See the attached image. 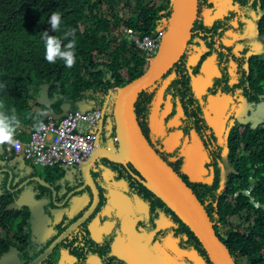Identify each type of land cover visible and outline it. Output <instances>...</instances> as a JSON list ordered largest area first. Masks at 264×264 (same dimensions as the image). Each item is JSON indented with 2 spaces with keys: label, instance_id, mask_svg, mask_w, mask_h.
I'll use <instances>...</instances> for the list:
<instances>
[{
  "label": "trees",
  "instance_id": "trees-1",
  "mask_svg": "<svg viewBox=\"0 0 264 264\" xmlns=\"http://www.w3.org/2000/svg\"><path fill=\"white\" fill-rule=\"evenodd\" d=\"M219 2L200 0L199 17L203 16L205 20L204 23L200 20L196 22L186 55L167 76L142 92L137 103L138 120L144 133L158 153L180 174L185 163L192 161L181 148V139L192 141L194 134L197 140L204 139L197 132L198 128L202 130V126L213 129L212 135H219L211 122H215L212 106L216 101L227 102L228 107L236 110L251 105L253 115L261 104L264 105V57L248 56L251 46L248 43V47H242L247 39L239 38L245 33L243 18L249 19L252 10L258 16L256 22L260 35L264 36V0H231L232 7L225 8V15L215 18L213 9L217 14ZM173 7L174 0L157 3L148 0H24L23 8L12 17L0 9V105L9 114L15 107L23 126L32 121L30 101L37 100L44 88L77 102L101 93L102 97L95 98L97 105L94 108L110 105V88H116L115 102L119 87L128 85L147 71L144 52L138 49L135 41L129 40V33H141L142 37L165 33ZM53 12L61 15L57 32L62 33L64 27V33L67 28L69 32L76 31L79 34L78 43L84 50L95 53L103 61L95 63L84 59L73 69L47 63L41 36L44 31L50 35V30L54 29L49 22ZM82 24L88 25L84 32L80 29ZM199 29L205 37L197 35ZM100 65L105 69L92 73L91 68ZM202 79L204 83L198 87L197 80ZM209 97L216 101L211 103ZM111 119L105 129L113 126L115 130L114 113ZM234 120L229 112L223 118L226 127L234 129L227 132L230 134L229 158L235 171L231 173L226 187L231 194L240 191L239 198L231 203H226L225 197L218 198L214 183L201 178V174L197 175L194 185L187 183L217 222L218 235L238 263L264 264V208L256 205H264V129L255 128L264 120L257 122L253 119L245 126L244 134L235 130ZM172 136L177 138L173 140ZM109 141L112 142L111 139ZM4 149H1L2 153ZM203 151L206 152V149ZM64 166L67 167V164L49 166L46 170L59 173L75 170L74 167L66 169ZM219 172L216 168L217 175L214 177L220 182ZM21 177L17 176L20 180L24 179ZM9 179V173L4 182L0 178V192L6 190L12 199ZM250 188H253L252 196L243 192ZM4 197L0 198V202L5 201ZM24 214L25 220L36 218L28 210ZM233 215H239L241 223L238 227L227 228L224 222ZM25 220L20 228L26 226ZM176 221L178 229L172 232V236L176 240L185 239L184 249L195 251L201 259L212 264L189 227L177 218ZM0 225L16 227L11 218L0 219ZM13 244L15 242L11 239H0V256Z\"/></svg>",
  "mask_w": 264,
  "mask_h": 264
},
{
  "label": "flooded vegetation",
  "instance_id": "flooded-vegetation-1",
  "mask_svg": "<svg viewBox=\"0 0 264 264\" xmlns=\"http://www.w3.org/2000/svg\"><path fill=\"white\" fill-rule=\"evenodd\" d=\"M225 1L231 2V0ZM210 19L213 17L210 16ZM199 20L204 23L205 18L201 16ZM248 20L257 21V14L251 11L249 19L243 18L245 31ZM256 21L253 24L256 25ZM198 33L196 34L200 37H205V33L200 29ZM256 33L259 38H264L260 35L257 26ZM250 41L247 39L245 41L247 43L242 47H248L249 43L251 50L255 51ZM201 85V82L197 81V86L201 87ZM209 100L211 103L215 102L213 97H209ZM213 116H217L215 112ZM202 131L207 135L213 134V129L207 127L202 126ZM176 138L172 136L173 140ZM193 139L192 141L188 138L181 139V142L187 144L184 150L192 161L198 163L204 155L202 149L200 150L203 140H197L196 134ZM118 146L119 144L115 143L112 148L116 149ZM6 167L10 168L9 165ZM20 167V173L15 174L14 182L17 183L20 180L17 176L21 175L24 179L19 181L16 187L26 185L21 209L24 208L23 211H26L24 205L37 203L46 205V213L39 220H25L24 228L19 227L24 224L22 220L17 223L16 230L7 226L15 244L0 256L2 264L37 263L38 257L55 240L80 221L81 225L67 235L64 242L58 244L39 264H97L99 255L123 257L127 264H209V261L201 259L195 251L184 249L185 239L176 240L174 235L172 236V232L178 229L176 224L178 216L145 187L143 176L130 160L116 161L101 158L97 162L75 168L71 173L46 170L41 174L39 168L31 162H22ZM196 174H201V178L204 179L209 178L201 165ZM94 193H98V201L93 207L96 201ZM135 194H139L144 200L137 199ZM224 197L228 203L229 194L225 193ZM151 200L157 202L156 208L153 207ZM8 201L12 203L10 198ZM123 228L125 231L128 228L133 233L138 246L123 248V238H118L111 245L108 242L103 243L112 238L115 231ZM129 237L132 241L131 235ZM10 251L13 255L8 253ZM113 260L116 264H120L114 257Z\"/></svg>",
  "mask_w": 264,
  "mask_h": 264
},
{
  "label": "clouds",
  "instance_id": "clouds-1",
  "mask_svg": "<svg viewBox=\"0 0 264 264\" xmlns=\"http://www.w3.org/2000/svg\"><path fill=\"white\" fill-rule=\"evenodd\" d=\"M199 2H200V0H199ZM23 6H24V0H0V9L3 10L5 12V14H7L10 17L18 14V12L23 8ZM226 7L227 6H226V4L224 2H219L218 3L217 14H216L215 10L213 9V16L215 18H218V17H222L223 15H225L224 11H225ZM220 12H221V14H220ZM198 19H199V12H198ZM198 19L196 20V22L198 21ZM49 22H50L52 28H54V29L50 30V32H49L50 35L48 34L47 31H44L42 36H41V39L43 41L44 48H45L44 58H45V61L47 63H49L50 65H53V66L61 65L62 67L66 68V69L67 68L68 69H73L76 66H78L80 62H83L84 59H90V60H92L95 63H99V62L103 61V59L100 58L99 56L95 55V53H91L89 51L84 50V48L81 46V44L78 43L77 39H78V35L79 34H77L76 31L69 32V28H67L66 33H64L65 27H64L62 33H59V32L56 31V29H58L60 24H61V15H60L59 12H53L51 14L50 18H49ZM196 22H195V24H196ZM86 26H88V25L87 24H82L81 27H80L81 31L84 32ZM256 26H257V22H256ZM194 27H195V25H194ZM257 28H258V26H257ZM193 30H194V28H193ZM166 32L165 33H159L156 36H148V35H146L145 37H150V38H154L155 39V38H158L159 36H162V39H161V43H162ZM129 35H130V39L129 40H131V41L133 40V41L136 42L135 37H138V38H140L142 40L145 39V37H142L141 33L139 34L137 32H133V33L131 32V33H129ZM161 43H160V47H161ZM136 45H137L138 49L141 52H144V50H142L139 47L137 42H136ZM188 49H189V47H188ZM188 49H187V51H188ZM159 51H160V48H159L157 54L155 56H153V57H148L146 55V53L144 52L145 60L147 61V70L149 68V65H150L151 61L155 57H157ZM187 51H186V53H187ZM250 51H253V50H249L248 56L256 55V56H259V57H264V54H261V55L252 54V55H250ZM253 52L255 53L256 51H253ZM186 53H185V55H186ZM88 65H90V64H88ZM102 69H105V68L102 65H100V66H98L95 69L91 68V71H92V73H99ZM169 72H168V74H169ZM167 75H165V76H167ZM197 81H200L201 84L204 83L203 79H202V81L201 80H197ZM119 88H122V87H119ZM119 88H118V90H119ZM115 89L116 88H110L109 91H108V93H109L108 97L111 96V102H112L110 105H105V106H102V107L94 108V106L97 105V102L95 101V98L100 97L101 93L100 94H96L94 96H91L90 98H86V100H83V101L81 100V101L77 102V101L72 100V98H69V97H66V98L63 97L62 98L61 94H53L52 93V89H50V88H44L42 90V92H41V95H39L37 97V100H31L30 101V111H31V119H32V121H30V123L28 125H26V126L21 125V120L16 115L15 107L11 108V114H9V112L6 109H3L2 105H0V149L3 150L5 148L4 149V153H3V158H0V161L1 160H6L7 161V163L3 164V165L0 162V167H6V165L10 166V168L6 167V169H0V172L5 175L4 177H0V178L2 179V182H4L6 174L7 173L10 174V179H9V182H8V188H9V193L12 195V199H11L12 203H9V201H8L9 197H8L7 191L6 190H1L0 198L3 195H5V197H4L5 201H1L0 202V217H1L0 219H3V218L7 219V218H11L12 216H15V217L18 218L17 214H12V213L13 212H16V213H24V212H26V211L21 210V206H22L23 200L25 198L26 185H24V187H16V185L21 180H19L17 183L14 182L15 174L20 172V170H21V167H20L21 163L22 162L31 161L34 166H36V164L37 165H43L41 163H38L33 158H28L24 151H17L15 149L16 140H21V141L24 142V141H27V139L31 138V134H32L31 131H32L33 127L36 128L37 131H40V130L44 129V124L43 123H50V122L54 121V122L60 124L64 120L70 121L71 117L74 116L75 118L72 119V121L70 123V126L74 125V124L77 125V127L75 128V132H80L83 136H85V138H88L91 135H93L95 138H94V145L91 148L90 153L86 157H84V160H82L81 162H76L73 165H68L67 164V167L71 166V167H74L76 169L77 168H81L83 165H86L88 162L91 164V163L97 162L101 158H108V159L114 160L113 158H110L109 156L100 155L99 151H101L102 149H106V150H108V152H112V153L115 154V153H118L120 151V148H122V143H120V140H119L117 132H116V126H115V130H113V128H114L113 126L105 129V127L107 125H109L110 121L112 120L111 119L112 113H114L115 105H114V107H111V105L113 103H115L116 100H117V95H116L115 102H114V96H115L114 90ZM263 95H264V92H263ZM221 103H224V104H226L228 106L227 102H221ZM216 105H217V101L215 102V105L212 106V108H213L215 113L217 111V109H216L217 106ZM262 105L263 104H261L257 108V110H256L257 114H261L260 107H262ZM111 110H112V113H111ZM228 112L230 113L231 118H235V120L233 122V123H235V127H236L235 130H238L239 133H243V134L246 131V127L245 126L248 123L252 122V120L254 119L256 113L254 115L252 114L251 105H247L245 107H241V108H239L237 110L234 109L233 107H228V111L224 115L222 114V115H219V117H215L218 120L220 118V120H219L221 122L220 124H217V123L211 121L213 126H214V128L219 132L218 133L219 135H223V133H225V135H223V136L225 138H227V140H228V150H229V146H230L229 137H230V134L227 131H233L234 129H228L226 127V123L224 124L223 123V119H222V118H224L226 116V114ZM249 114H250V116H249ZM76 117H78L77 120H76ZM255 128H261V127L259 126V127H255ZM102 135H104L107 138V140H108V142L110 144H102L101 143V136ZM103 139H105V138L103 137ZM109 139L112 140V143L109 141ZM115 143H118L119 146H118V148L113 149L112 146L115 145ZM243 147H244V143H243ZM202 152L204 153V155H203V159L199 162V164L201 165L202 170L207 174V177H209V178H206V180L210 181L211 183H214V188L216 189L217 197L218 198L224 197L225 193H228L229 194V198H230L229 202L230 203L231 202H235L239 198L241 192L237 191L234 194L233 193L231 194V193L228 192V190H227L228 188L226 187V182L223 183V177H222V174H221V167H218L219 170H220L219 174H221V182H219L214 177V176L217 175V173H215V168L213 169L214 175L212 173H209L206 170H204L203 166L205 167L207 158L205 157L206 152L203 151V149H202ZM95 154H98V155L94 156ZM127 160H130L134 164V162L131 159H126V160H122V161H127ZM116 161H119V160H116ZM11 162H12V164H11ZM58 164H65V163H58ZM58 164H56V165H58ZM56 165H43V166H46L48 168L49 166H56ZM136 170L138 171L137 168H136ZM175 171H177V170H175ZM179 175L181 176L180 173H179ZM229 179H230V177L228 178V181H229ZM142 181H143L145 187L151 193H153L159 200H161L164 203V201L161 198H159L150 188H148L146 179L144 178ZM185 182L187 183V181H185ZM215 184H217V187H216ZM227 184H228V182H227ZM189 187H190V185H189ZM223 187H225L224 190L222 189ZM230 188L232 190L234 189L233 187H230ZM252 191H253V188L243 190V192L245 194H247L248 196H252ZM235 194H238L237 199L234 198ZM31 201H33V199H31ZM256 205L259 206V207L261 206V207L264 208V205H261L259 203L256 204ZM165 206L170 211H172L166 204H165ZM24 207L27 208V210L29 212H31V214H33V215H34V213H40V214L44 215L45 214L44 212L46 210L45 209L46 205H39L37 203H33L32 205H24ZM206 211H207V209H206ZM207 213H209V212H207ZM209 215H210V213H209ZM34 217H36V216H34ZM233 217L239 218V220H240L239 223H241V217L239 215L229 216L228 220L226 222H224V224H227L226 227L232 225V224L229 223V220L231 218H233ZM34 219H36V218H34ZM211 219L214 222L215 229H216L217 222L214 221L212 217H211ZM37 220H39V219H37ZM7 226H10V225H0V239L1 240L11 239L13 242H15L14 238L12 236V233L9 231ZM126 229H127V231H125L124 228L115 231V233L112 236V238L106 240L103 243L108 242L111 245L112 243H115L118 238H123L124 239L123 242H122V247L123 248L130 249L131 245L138 246L137 241H135L136 239H135L133 233L128 228H126ZM63 234L57 240H55L48 247V249L46 251H44V253H42L40 255V256H42L43 254H45L47 252V255L40 262H38L37 264L43 262L45 260V258L47 256H49L54 251V249L56 248V246L58 244H60L61 242H64L66 237L62 241H59V239L63 236ZM217 234H218V232H217ZM129 235H131L132 241H130ZM195 238H197V237H195ZM57 241H59V242L55 245V243ZM8 253L10 255H13V252H11V251L8 252ZM207 255H209V254H207ZM113 257L120 264H127L126 260L123 257L111 256V255L98 257V263L97 264H114L115 261L113 260ZM209 259L211 260L210 256H209ZM234 259H235L236 263L239 264L238 261L236 260V258H234ZM211 262H212V260H211ZM200 264H203V263H200ZM212 264H214V263L212 262Z\"/></svg>",
  "mask_w": 264,
  "mask_h": 264
},
{
  "label": "water",
  "instance_id": "water-1",
  "mask_svg": "<svg viewBox=\"0 0 264 264\" xmlns=\"http://www.w3.org/2000/svg\"><path fill=\"white\" fill-rule=\"evenodd\" d=\"M198 12L199 0H174L173 14L157 57L151 61L148 70L140 78L118 90L114 116L122 148L115 154L106 149L99 152L100 155L114 160L131 159L146 179L148 188L189 227L214 264H237L229 247L218 236L209 213L179 173L159 155L138 120L137 103L140 94L162 80L185 55L193 36ZM86 170L88 171V166ZM94 194L96 201L93 207L98 201V193ZM80 224L81 221L70 227L59 241L70 235ZM46 255L47 252L40 256L38 262Z\"/></svg>",
  "mask_w": 264,
  "mask_h": 264
},
{
  "label": "built area",
  "instance_id": "built-area-1",
  "mask_svg": "<svg viewBox=\"0 0 264 264\" xmlns=\"http://www.w3.org/2000/svg\"><path fill=\"white\" fill-rule=\"evenodd\" d=\"M162 36L158 38L145 37L140 39L135 37L139 47L144 50L148 57L157 54ZM70 121L64 120L60 124L52 121L43 123L44 129L37 131L33 127L31 138L27 141L16 140L15 149L24 151L28 158H33L43 165H56L65 163L73 165L84 160L94 145V136L85 138L80 132H75L76 124L71 125ZM78 117H76V120Z\"/></svg>",
  "mask_w": 264,
  "mask_h": 264
},
{
  "label": "rangeland",
  "instance_id": "rangeland-1",
  "mask_svg": "<svg viewBox=\"0 0 264 264\" xmlns=\"http://www.w3.org/2000/svg\"><path fill=\"white\" fill-rule=\"evenodd\" d=\"M148 1H155V3L159 2L160 0H148ZM220 2H224L226 4V6H232V2H226L225 0H220ZM124 5V3H123ZM131 14V11H129ZM225 17V16H224ZM256 20H248L247 21V28L245 31V34L243 36H239L240 37H246L248 40H251L250 42L252 43V46H254L255 49V53L253 51H250V55L252 54H264V38H259L258 37V33H256V25L253 24ZM249 25V26H248ZM125 31V29L123 30V32ZM217 111H216V117H219V115H224L227 111H228V106L224 103L221 102H217ZM260 111L261 114H255V121L259 122L261 120H264V105H262V107H260ZM257 110V109H256ZM223 119V118H222ZM220 120V118H219ZM218 119L215 118V123L220 124L221 122ZM213 122V121H212ZM260 127L264 129V122L260 123ZM193 128V126H192ZM197 132H199L200 134H202L204 136L203 143H202V147L201 149H206V155L205 157L206 159V165L205 167L203 166L204 170H206L209 173H213V169L216 167H221V174L223 177V183H227L228 182V178L230 177L231 173L235 171V167L232 163V161H230L229 158V150H228V140L227 138H225L223 135H218L217 137L214 135H207L205 132H203L201 130V128L197 129ZM103 137L105 139H103ZM101 143L102 144H110L107 140V138L102 135L101 136ZM186 145L187 144H182V142L180 141V146L182 149H186ZM2 150L0 149V157H2ZM1 164H6L7 161L6 160H1L0 161ZM31 162V161H29ZM32 163V162H31ZM199 163V162H198ZM198 163H195L194 161H187L185 163V165L182 167L181 170V174L185 177V179L187 180V182H190L192 185L195 184V180L197 177L196 172H198L200 170V165ZM12 164V162H11ZM33 164V163H32ZM36 166L39 168L41 174L45 173L46 170V166L43 165H37ZM66 169H70L69 167L64 166ZM215 168V169H216ZM178 170L180 171V168H178ZM211 174V175H212ZM5 175L3 173L0 172V177H4ZM223 190L225 189V187L222 188ZM135 197L139 200H144L143 198H141V196L139 194H135ZM238 194L234 195V198L237 199ZM151 203L153 205V207L156 208L157 206V202L155 200H151ZM237 206H233V208H236ZM21 210H24L21 209ZM12 214H17L18 217H20V219L22 221L25 220V214L24 213H16L13 212ZM34 216H36V220L40 219L43 215L40 213H34ZM11 219H13L15 221V224L17 225V223L20 221L19 218L12 216ZM240 220L237 217H233L229 220V223L232 224L231 226H228L227 228L230 227H238L240 225ZM18 226L13 227V230H16ZM32 229V228H31ZM33 230V229H32ZM34 231V230H33ZM36 232V231H34ZM164 239H161V241H163ZM100 257V255L98 256ZM2 264V263H0Z\"/></svg>",
  "mask_w": 264,
  "mask_h": 264
}]
</instances>
